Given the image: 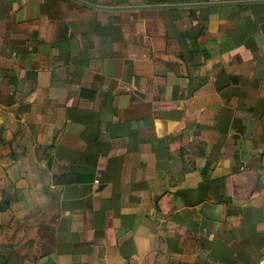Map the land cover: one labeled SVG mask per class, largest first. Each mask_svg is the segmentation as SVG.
Listing matches in <instances>:
<instances>
[{
  "label": "crops",
  "instance_id": "1",
  "mask_svg": "<svg viewBox=\"0 0 264 264\" xmlns=\"http://www.w3.org/2000/svg\"><path fill=\"white\" fill-rule=\"evenodd\" d=\"M264 0H0V264H257Z\"/></svg>",
  "mask_w": 264,
  "mask_h": 264
},
{
  "label": "built area",
  "instance_id": "2",
  "mask_svg": "<svg viewBox=\"0 0 264 264\" xmlns=\"http://www.w3.org/2000/svg\"><path fill=\"white\" fill-rule=\"evenodd\" d=\"M257 264H264V256L259 260Z\"/></svg>",
  "mask_w": 264,
  "mask_h": 264
}]
</instances>
